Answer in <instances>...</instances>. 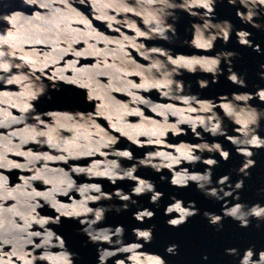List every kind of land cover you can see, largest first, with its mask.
Listing matches in <instances>:
<instances>
[{
    "label": "clouds",
    "instance_id": "clouds-1",
    "mask_svg": "<svg viewBox=\"0 0 264 264\" xmlns=\"http://www.w3.org/2000/svg\"><path fill=\"white\" fill-rule=\"evenodd\" d=\"M225 2L235 8L241 24L264 32V0H0V264H76L79 254L55 230L62 218L79 222V232L97 246V264H168L163 256L144 250L155 238V224L133 227L131 241L124 225L105 224L108 213L139 205L134 197L148 196L159 207L164 193L153 180L136 175L141 168L158 174L167 170L171 175H160L161 182L177 189L195 184L205 198L220 203L219 214L202 213L217 232L225 219L242 229L255 220L261 229L264 204H249L240 194L256 167L253 157L264 149V108L251 103L264 104V87L205 98L183 79L185 74L197 76L195 84L203 91L220 82L224 64L226 80L248 88L246 73L234 70L240 53L217 51L216 43L227 45L235 32L241 47L257 54L264 50L254 44L252 32L217 18V5ZM180 13L191 18L184 29L190 39L180 37ZM177 40L195 51L185 54L164 46ZM259 69L264 81V63ZM208 76L210 80L203 78ZM61 84L84 90L94 110L39 111L41 98L51 100L50 91H60ZM153 91L159 99L152 98ZM226 121L233 126L231 134ZM189 130L198 143L169 142V134L175 139ZM219 137L243 157L234 183L231 173L213 179V170L232 156ZM121 138L152 150L137 157L131 147H116ZM198 164L205 166L203 171L196 170ZM13 171L19 173L14 184L8 174ZM80 176L84 182L78 181ZM102 180L133 186L128 192H105L97 182ZM257 195L264 197V187ZM113 200L120 203H104ZM169 200L163 214L170 228L201 215L195 201L185 203L176 195ZM46 206L54 215L42 214ZM155 216L148 207L132 213L138 224ZM165 253L178 255L179 245L169 244ZM224 254L234 264H264V248L254 244L242 250L228 247ZM202 259L207 261L208 255Z\"/></svg>",
    "mask_w": 264,
    "mask_h": 264
},
{
    "label": "water",
    "instance_id": "water-1",
    "mask_svg": "<svg viewBox=\"0 0 264 264\" xmlns=\"http://www.w3.org/2000/svg\"><path fill=\"white\" fill-rule=\"evenodd\" d=\"M13 7H19V4L13 5ZM86 13L88 9H83ZM28 11H31L30 9ZM202 11V10H201ZM216 15L218 19H228L236 27V29H245L253 33L251 39L254 44H260L261 49L264 50V32H258L255 29L251 28L249 25L241 24L239 19L235 16V8H232L224 4H218L216 8ZM181 21L178 24V30L180 32V37L183 39L186 35L188 38H191V35L185 33L184 29L188 26L190 17L186 13H180ZM98 28L102 31H107L103 24L99 22H94ZM149 45L153 42H148ZM155 43L163 44L162 41H157ZM166 47H174L176 52H182L185 54H192L195 50L188 47H182L180 41L177 40L174 45H164ZM233 50L240 53L241 58L234 60V70L244 74L246 73V79L248 83L247 89H238L235 85H232L226 80L227 75V65L222 64V67L225 70V75L220 77V82L215 85H211L209 88L201 91L198 86L195 84L197 76L187 75L183 77L185 81H191L193 84V92H200L201 95L205 98L215 97L218 94L231 93L232 91H248L254 92L256 87H264V81H261L258 76L260 71L259 65L264 63V54H257L251 48L241 47L237 43V38L235 32H233L230 42L227 45H224L220 40L216 43V50L220 49ZM199 54H208L213 55L214 53H199ZM135 55V54H134ZM139 60L140 58L137 57ZM91 63L92 61H87ZM143 62V61H141ZM206 79H211L210 76L203 77ZM2 87V86H0ZM52 97L51 100L46 98H41L40 102L36 105L38 110L43 112L46 110H80V111H91L94 110V102L88 103L85 100L86 92L84 90H79L75 86H66L61 84L60 91H50ZM153 99H159L158 94L153 91L151 93ZM121 99H125L121 97ZM251 103L254 106L264 108V104L259 103L258 100H253ZM219 112L220 110L217 109ZM150 115V113H149ZM102 124L106 126V123L101 120ZM228 126L229 133H232V125L226 121ZM262 129H264V121H262ZM261 135L264 136V130L261 131ZM206 139L209 142L212 141L211 136H206ZM224 145L226 149L231 150L232 156L230 160L225 163L221 161L220 166L215 168L213 179L215 180L221 175L231 173L232 182L234 183L240 177L236 174V169L241 165L243 157L236 155L235 149L228 143L223 137L217 138ZM189 141L191 143H198L199 141L195 140L189 130L187 136H180L178 138H171L169 134V142L178 143L179 141ZM118 148L131 147L135 156L141 157L144 152L150 151L149 148H136L131 146L126 139L121 138L120 143L116 146ZM208 154L205 153V156ZM216 159L220 160L219 155L217 154ZM256 160V167L250 170L251 176L245 179V187L241 192V198L243 201L251 204L254 202H261L264 204V197L257 195V189L264 187V149H261L257 152V155L253 157ZM81 164L89 163L88 160L79 161ZM125 165H129L130 162L123 161ZM67 167V166H65ZM205 166L203 164H198L196 170L203 171ZM11 176L12 183L18 182L17 177L19 175L18 171H13L8 173ZM136 175L142 176L144 178H149L156 183L157 190L164 193V198L160 201L159 207L149 203L148 196H142L138 199L139 205L132 206L129 211L121 212L117 214L115 212H110L107 215L105 224L107 225H117L122 224L127 229L126 240L131 241L134 237L131 235V229L133 227H148L152 224L156 225L154 231V240L150 245H145L144 250L149 253H157L165 258L168 264H234V259L228 257L224 254V249L228 247H238L241 250L247 246L254 244L257 249L264 248V225L261 226V229L255 227L256 221H252V226L247 229H242L238 227L237 223L231 219L224 220L223 230L217 232L214 226H210L203 218V211L208 210L216 213H220V203H217L213 199L205 198L200 192L196 190L195 184H191L190 187L184 189H177L170 186V184L165 181H160V175H165L170 177V173L167 170H164L162 173H155L150 168H141ZM79 182H84L85 177H77ZM103 184V190L105 192H112L114 188H122L125 192L130 191L133 186V182L130 181H119L115 186L111 185L109 181L102 180L97 181ZM38 189H42L41 184H37ZM176 195L178 198L183 199L185 203L188 201H195L197 207L201 211V215L192 217L188 222L182 225L180 228H170L166 224V220L169 217H166L164 212V207L170 203L169 196ZM78 198V197H77ZM66 199V198H61ZM104 203H116L119 204L120 201L113 200L111 202L105 201ZM95 207V205H93ZM137 207H148L151 210L155 211L156 216L153 220H146L144 224H138L133 218L132 213L137 210ZM42 214L45 215H54V212L49 210L47 206L41 210ZM55 227V226H52ZM80 224L78 221L71 219L62 218V223L59 227H56L55 230L60 233L67 241L68 247L71 251L79 254V259L76 261V264H97V252L96 245L88 242V238L85 235H82L79 232ZM169 244H178L179 245V254L176 256H170L165 253V248ZM107 246V245H105ZM7 250V249H6ZM204 254L208 255V260L204 261L202 256ZM39 264V262H38ZM108 264H112L110 260Z\"/></svg>",
    "mask_w": 264,
    "mask_h": 264
}]
</instances>
